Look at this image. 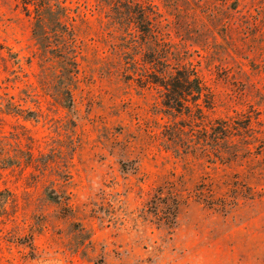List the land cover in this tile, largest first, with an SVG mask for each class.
I'll return each instance as SVG.
<instances>
[{
	"label": "rangeland",
	"instance_id": "rangeland-1",
	"mask_svg": "<svg viewBox=\"0 0 264 264\" xmlns=\"http://www.w3.org/2000/svg\"><path fill=\"white\" fill-rule=\"evenodd\" d=\"M0 264H264V0H0Z\"/></svg>",
	"mask_w": 264,
	"mask_h": 264
},
{
	"label": "trees",
	"instance_id": "trees-1",
	"mask_svg": "<svg viewBox=\"0 0 264 264\" xmlns=\"http://www.w3.org/2000/svg\"><path fill=\"white\" fill-rule=\"evenodd\" d=\"M141 19H147L143 13L140 14L139 20L142 21ZM161 85L166 95L164 105L167 107H176L179 109V111L181 110L180 108L182 107V102H186L184 101L183 95H194L195 98H193L194 100L192 99L193 101H196L201 96V87L199 86L195 73H193L192 70H183L181 72H176V75L172 78L170 83L168 81L166 84ZM207 102H210L208 98Z\"/></svg>",
	"mask_w": 264,
	"mask_h": 264
}]
</instances>
